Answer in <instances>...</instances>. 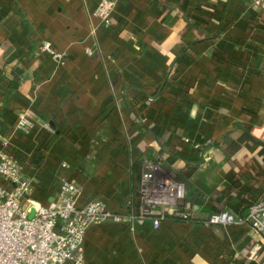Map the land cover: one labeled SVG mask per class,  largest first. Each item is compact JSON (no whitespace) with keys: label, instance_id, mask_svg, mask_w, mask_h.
Listing matches in <instances>:
<instances>
[{"label":"crops","instance_id":"obj_1","mask_svg":"<svg viewBox=\"0 0 264 264\" xmlns=\"http://www.w3.org/2000/svg\"><path fill=\"white\" fill-rule=\"evenodd\" d=\"M99 1L0 0V143L29 197L50 205L75 181L81 204L136 215L143 164L160 160L191 218L93 225L87 264H264L263 233L205 225L264 195V14L253 0H115L105 27Z\"/></svg>","mask_w":264,"mask_h":264},{"label":"built area","instance_id":"obj_2","mask_svg":"<svg viewBox=\"0 0 264 264\" xmlns=\"http://www.w3.org/2000/svg\"><path fill=\"white\" fill-rule=\"evenodd\" d=\"M253 4L264 14V0H253ZM115 8V0L99 1L95 14L103 26H111ZM41 50L59 63L65 61V53L49 41L42 43ZM151 101L149 97L147 103ZM33 123L27 109L18 114L20 129L28 131ZM184 141L189 143L188 138ZM7 146L8 142L0 143V264H87L85 238L93 225L129 223L140 218L151 220L158 228L168 216L185 221L191 218V204L187 202L185 210L179 205L187 196L186 182L165 173L161 161L153 159L143 164L136 215L113 212L101 199L81 204L82 188L69 180L61 182L56 202L36 204L29 197L32 182L23 178L21 161ZM205 225L248 226L264 234V195L252 202L246 213L214 212Z\"/></svg>","mask_w":264,"mask_h":264},{"label":"trees","instance_id":"obj_3","mask_svg":"<svg viewBox=\"0 0 264 264\" xmlns=\"http://www.w3.org/2000/svg\"><path fill=\"white\" fill-rule=\"evenodd\" d=\"M140 180H141V179H140ZM139 199H140V193H139V196H138V200H139ZM138 203H139V202H138ZM138 203L136 204L137 207H138ZM183 206H184V202H182V203L180 204V207H181V208H182ZM168 218H170V219H172V220H173V219H174V220H175V219H176V220H181L180 218H178L177 216H174V215H173V216H169ZM168 218H167V219H168ZM167 219H166V220H167ZM255 230H256V229H255ZM257 231H258V230H257Z\"/></svg>","mask_w":264,"mask_h":264}]
</instances>
